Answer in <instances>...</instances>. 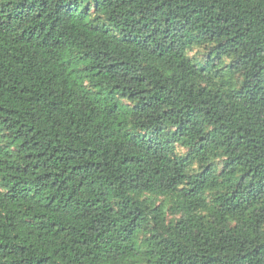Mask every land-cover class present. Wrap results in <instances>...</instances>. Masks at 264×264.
Here are the masks:
<instances>
[{"label":"trees","instance_id":"obj_1","mask_svg":"<svg viewBox=\"0 0 264 264\" xmlns=\"http://www.w3.org/2000/svg\"><path fill=\"white\" fill-rule=\"evenodd\" d=\"M0 264H264V0H0Z\"/></svg>","mask_w":264,"mask_h":264},{"label":"rangeland","instance_id":"obj_2","mask_svg":"<svg viewBox=\"0 0 264 264\" xmlns=\"http://www.w3.org/2000/svg\"><path fill=\"white\" fill-rule=\"evenodd\" d=\"M186 151V149H180L181 153H184Z\"/></svg>","mask_w":264,"mask_h":264}]
</instances>
